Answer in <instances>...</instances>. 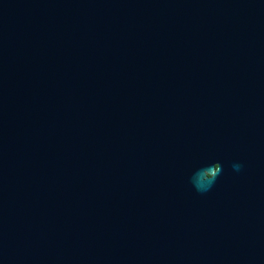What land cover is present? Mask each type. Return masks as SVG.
I'll use <instances>...</instances> for the list:
<instances>
[{"label": "water", "instance_id": "water-1", "mask_svg": "<svg viewBox=\"0 0 264 264\" xmlns=\"http://www.w3.org/2000/svg\"><path fill=\"white\" fill-rule=\"evenodd\" d=\"M0 264H264V0H0Z\"/></svg>", "mask_w": 264, "mask_h": 264}, {"label": "clouds", "instance_id": "clouds-1", "mask_svg": "<svg viewBox=\"0 0 264 264\" xmlns=\"http://www.w3.org/2000/svg\"><path fill=\"white\" fill-rule=\"evenodd\" d=\"M238 169L237 165L233 166ZM222 172L220 163H214L198 170L193 178L194 186L199 191L208 190Z\"/></svg>", "mask_w": 264, "mask_h": 264}]
</instances>
